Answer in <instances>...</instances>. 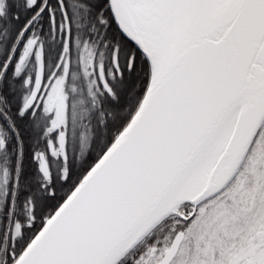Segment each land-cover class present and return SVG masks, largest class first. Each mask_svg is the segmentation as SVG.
<instances>
[{
  "label": "snow or ice",
  "instance_id": "6c2138e0",
  "mask_svg": "<svg viewBox=\"0 0 264 264\" xmlns=\"http://www.w3.org/2000/svg\"><path fill=\"white\" fill-rule=\"evenodd\" d=\"M0 264H264V0H0Z\"/></svg>",
  "mask_w": 264,
  "mask_h": 264
},
{
  "label": "trees",
  "instance_id": "16d2710c",
  "mask_svg": "<svg viewBox=\"0 0 264 264\" xmlns=\"http://www.w3.org/2000/svg\"><path fill=\"white\" fill-rule=\"evenodd\" d=\"M27 127H28L27 125H24V126H23V128H25V129H26ZM24 135H25L26 138H28V137H30V132L25 131V132H24ZM28 143H29V145L31 144V140H30V139H28ZM33 168H34V166L31 165V164H29V166H28V170H29V178H31V173H32V171H33Z\"/></svg>",
  "mask_w": 264,
  "mask_h": 264
}]
</instances>
